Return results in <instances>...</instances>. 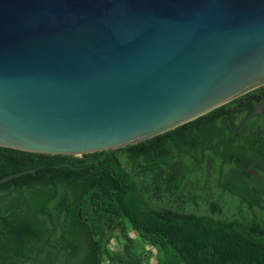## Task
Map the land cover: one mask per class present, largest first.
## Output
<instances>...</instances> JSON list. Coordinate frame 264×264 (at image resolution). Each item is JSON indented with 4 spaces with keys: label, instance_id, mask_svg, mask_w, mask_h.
<instances>
[{
    "label": "water",
    "instance_id": "water-1",
    "mask_svg": "<svg viewBox=\"0 0 264 264\" xmlns=\"http://www.w3.org/2000/svg\"><path fill=\"white\" fill-rule=\"evenodd\" d=\"M263 86L264 0H0L2 148L115 150Z\"/></svg>",
    "mask_w": 264,
    "mask_h": 264
},
{
    "label": "trees",
    "instance_id": "trees-1",
    "mask_svg": "<svg viewBox=\"0 0 264 264\" xmlns=\"http://www.w3.org/2000/svg\"><path fill=\"white\" fill-rule=\"evenodd\" d=\"M263 98L264 86L115 150L0 147V179L35 171L0 184V264H150L152 253L155 264H264V107L245 121ZM177 162L186 186L161 184V167L173 183ZM123 164L148 167L147 184L130 181ZM114 216L124 221L123 238L106 234Z\"/></svg>",
    "mask_w": 264,
    "mask_h": 264
},
{
    "label": "flooded vegetation",
    "instance_id": "flooded-vegetation-1",
    "mask_svg": "<svg viewBox=\"0 0 264 264\" xmlns=\"http://www.w3.org/2000/svg\"><path fill=\"white\" fill-rule=\"evenodd\" d=\"M172 149H173V147L169 146L168 147V152H171ZM250 163L251 162L248 159L244 158V157H242V159L240 161V165L247 169V171L249 172L250 176L256 177L257 176V172H256V170L249 168V164ZM172 165H174L175 168L177 169L175 171H172V176L174 177L173 183H171L172 181L170 179H168L169 181H166L167 178H166V174L164 173V168H166V166L163 165L161 167L160 172H158L159 175H160V173H163L160 176V178H159V180L162 182L161 184H163V185H165V184L174 185L176 183L179 186L181 183H183L186 186L185 182H182L180 180L182 175H183V174H180V173L184 172V170H183L184 166L181 164V162H177V163H174ZM123 168L126 169L130 173V177H131L130 181H133L135 183V185L140 186L142 184V181H144V184L145 183L147 184V179L145 178V175H148V173L150 171L148 167H145L144 170H142L140 167H135V166L134 167H129L128 165L123 164ZM150 184H151L152 187H154V185H155L154 182H150ZM187 185H192V182H188ZM151 203L155 204L156 203V199L152 198L151 199ZM102 220L104 221L105 219H102ZM123 222L124 221L122 219H120V218H117L115 216L111 217L107 221V225H106L107 233L106 234L107 235L108 234H114V235L119 236L121 238L125 237L126 234H125L124 228L121 226V223H123ZM127 233H128V236L130 238L138 237L135 231L127 230ZM132 233H134L133 236L131 235Z\"/></svg>",
    "mask_w": 264,
    "mask_h": 264
},
{
    "label": "rangeland",
    "instance_id": "rangeland-1",
    "mask_svg": "<svg viewBox=\"0 0 264 264\" xmlns=\"http://www.w3.org/2000/svg\"><path fill=\"white\" fill-rule=\"evenodd\" d=\"M231 208H232V206H230V205H227V206H226V210H227L228 212L233 210V208H232V209H231ZM131 235L133 236L134 233H132ZM133 240H134V241H138L139 238H138V237H135V238H133ZM145 249L148 250V249H150V248L145 247ZM150 259H151L150 264H155L154 253L151 254Z\"/></svg>",
    "mask_w": 264,
    "mask_h": 264
}]
</instances>
